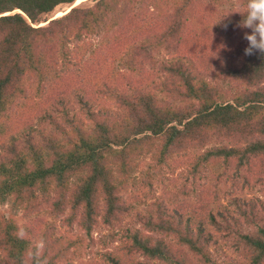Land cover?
<instances>
[{
	"label": "trees",
	"instance_id": "1",
	"mask_svg": "<svg viewBox=\"0 0 264 264\" xmlns=\"http://www.w3.org/2000/svg\"><path fill=\"white\" fill-rule=\"evenodd\" d=\"M76 1L0 0V205H24L37 213V190L49 203L55 184L59 199L52 214L71 203L86 234L99 220L113 230L118 244L101 255L102 264H219L210 248L213 236H206L202 221L197 229L190 219L184 221L177 193L163 191L168 200L159 197L154 204L160 215H134L133 222L149 233L122 226L134 208L120 205V194L129 186L153 187L159 172L175 174L186 164L188 151L220 141L226 145L187 161L189 176L221 166V179L232 167L234 181L248 171L264 184V54L245 55L244 34L251 29L237 26L244 19L240 13H229H243L247 0H240L239 9L234 0H95L91 7H73ZM61 5L73 8L49 17ZM189 27L191 51L171 56L162 80L122 86L121 76L145 73L154 55L169 50ZM207 36L212 54L225 56L218 72L217 59L207 58L201 45ZM221 83L230 87L224 90ZM54 88L70 89L80 112L54 105L46 110L43 105L61 101ZM148 156L151 163L144 168ZM138 172L144 174L139 183ZM73 176L77 184L69 190ZM70 192L73 203L66 204ZM183 192L184 202L198 212L210 208V201L201 208L207 190ZM212 201L218 203V195ZM238 207L237 214L247 215ZM209 214L219 224L213 214L233 212ZM258 214L257 222L252 220L258 223L255 232L236 230L243 264H264V223ZM19 228L0 211V264H24L33 240L18 239ZM44 258L57 264L58 256Z\"/></svg>",
	"mask_w": 264,
	"mask_h": 264
},
{
	"label": "rangeland",
	"instance_id": "2",
	"mask_svg": "<svg viewBox=\"0 0 264 264\" xmlns=\"http://www.w3.org/2000/svg\"><path fill=\"white\" fill-rule=\"evenodd\" d=\"M95 3V0H80L76 1L74 6L80 7H91ZM70 5H61L54 10L49 17H60L62 16L68 9H70ZM192 28V26H191ZM191 28H187L182 35H180V39H177L173 42L174 45L167 51L163 50V52L156 53L154 64L147 66V71L145 73H149L144 75L145 73H132L127 72L124 76H121L120 83L123 87L130 86H139V85H156L160 79L162 80L165 76V72L162 67L163 64L169 62L171 56H177V54H181V56H186L187 51H191L192 44L194 41L193 34H191ZM100 37H92L91 40H99ZM198 38V36H197ZM210 39L207 36L206 41L201 44L202 47L209 53L207 54V58L210 57L216 58L215 67L221 66L222 62L220 59L224 55L218 56L212 54V51L207 48V42ZM199 41V38H198ZM97 42V41H96ZM200 42V41H199ZM201 43V42H200ZM179 45L180 47H177ZM188 60V57H187ZM220 68L216 67L215 71L218 72ZM204 74H209V72L205 71ZM207 76V75H206ZM223 89L226 90L230 87V84L221 83ZM55 93V96L61 100L53 102L52 104L47 103L43 105L46 110L51 109V107L57 106L63 108L65 106L71 107L73 112L79 113L81 110V105L76 97L71 95L70 89H59L54 88L52 90ZM79 91V90H78ZM77 92V90L75 91ZM65 93V95H64ZM92 97L98 96L97 89L92 90ZM62 94V97H61ZM65 96V97H64ZM66 98V99H65ZM67 98L69 100L67 101ZM73 99V101H71ZM36 102H42L40 98H38ZM52 105V106H51ZM56 109V108H55ZM57 110V109H56ZM56 114V113H55ZM15 121H18L17 119ZM31 119H24L20 122V124L28 122L30 123ZM34 123V122H33ZM226 145L223 141L218 143H211L206 148L201 150L188 151V155H186V161L184 162V166H180L176 169L175 174H170L168 169L162 170L159 172L161 180L153 181V187H149L146 189H138L133 186H129L126 191H123L120 196V205H131L134 210L131 215L127 218L126 221L122 223L124 228H132V229H141L144 231V228L140 223H134V215L143 214L146 217H156L160 214H154L157 210L154 207L158 202L159 197H163V191H172L177 193V198L180 200L178 203V208H182L185 212L184 221L186 219H190L192 224L198 227L199 222L202 221L205 225L206 236L212 235L214 244L210 245L211 251H213V258L219 264H243V255L242 252L237 249L236 242L239 240L236 235V230L238 232H242L243 234H250L255 232V224L257 222V216H260L264 223V184L256 177L252 176L253 174L247 173L248 171L241 172L242 177L236 178V181L232 179V175L234 174V168L231 167L230 171L226 176L219 179L217 176L220 173V170H217L221 166H216L215 168H201V173L197 178H193L189 176V173L192 171L189 163L187 161H193L195 156H200L207 149H211L213 147ZM228 145V144H227ZM182 152L180 153V156ZM181 161L180 157H177ZM151 163V157L148 156L144 161V168L149 167ZM183 163V162H182ZM231 177L227 182L226 177ZM136 178L138 179V183L143 180L144 174L142 172L136 173ZM77 177L73 176L70 178V182L68 188L75 187L77 184ZM188 179V180H187ZM70 187V188H69ZM192 187L197 188L199 192L202 190H207L205 193V201H202V207L208 204V201L212 202L210 208L201 209L200 212L196 210L197 207L192 206L190 203H185L182 199L184 195L183 190L191 191ZM64 188V187H63ZM62 188V189H63ZM203 188V189H202ZM202 189V190H201ZM57 190L56 185L50 186L48 194H50V202H43V192L39 189L36 192V198L40 206L35 208L38 209L37 213H33L32 211H27L24 209V205L21 207H13L10 203H5L0 205V211L7 217L12 218L19 227H23L27 232L28 236L33 240L43 239L45 241L46 247L44 249V255L49 259L58 256V259L54 262L57 264H102V254L106 251L112 249L118 242H114L112 238L113 230L109 229L102 224V220L96 222L93 226V231L91 235L86 234V231L82 229V226L79 223V219L81 217L80 214L75 216L76 210L71 209V203L68 205H64L65 208L62 211L55 212L52 214V209L54 204L58 201L59 196L55 193ZM210 190V192H209ZM216 192V193H215ZM171 194V193H170ZM72 192L67 195V200L71 198ZM218 195L219 201L218 203H213L214 197ZM168 195H165L163 199L168 200ZM175 199V196L173 197ZM72 202L73 200L66 201V204ZM184 202V203H183ZM240 203V204H239ZM238 205L243 207L244 212L247 215L242 217L240 214L236 213V208H239ZM27 207V205H25ZM172 206V205H171ZM220 209L221 211L233 212V214H223V216H229L226 221H222L221 214H213L217 217V222L219 224L213 223L212 220H209V214L211 211H216ZM182 211V210H181ZM79 212V211H78ZM81 213V212H79ZM123 214V213H121ZM232 218H238V222L233 223ZM145 233H149L148 231H144ZM164 239L168 243H173V237H164ZM47 259V260H48ZM141 260V258H140Z\"/></svg>",
	"mask_w": 264,
	"mask_h": 264
},
{
	"label": "clouds",
	"instance_id": "3",
	"mask_svg": "<svg viewBox=\"0 0 264 264\" xmlns=\"http://www.w3.org/2000/svg\"><path fill=\"white\" fill-rule=\"evenodd\" d=\"M233 7L239 9L241 7L240 0H234ZM243 7L245 8L243 13L239 10L229 13H240L244 19L237 26L251 29V34H244V39L248 41V47L245 48L244 53L245 55H252L255 51H259L264 54V0H247L246 5H243ZM224 27L227 28V24ZM16 235L18 239L28 238V234L23 227L18 229ZM45 247L46 244L43 239L31 241V247L24 264H47L44 258Z\"/></svg>",
	"mask_w": 264,
	"mask_h": 264
},
{
	"label": "water",
	"instance_id": "4",
	"mask_svg": "<svg viewBox=\"0 0 264 264\" xmlns=\"http://www.w3.org/2000/svg\"><path fill=\"white\" fill-rule=\"evenodd\" d=\"M77 6H78V5H77ZM73 7H76V6H73ZM73 7H72V5H71L70 9H68L67 12H69ZM64 14H65V13H64ZM64 14H63V15H64Z\"/></svg>",
	"mask_w": 264,
	"mask_h": 264
},
{
	"label": "bare ground",
	"instance_id": "5",
	"mask_svg": "<svg viewBox=\"0 0 264 264\" xmlns=\"http://www.w3.org/2000/svg\"><path fill=\"white\" fill-rule=\"evenodd\" d=\"M77 1H80V0H77Z\"/></svg>",
	"mask_w": 264,
	"mask_h": 264
}]
</instances>
